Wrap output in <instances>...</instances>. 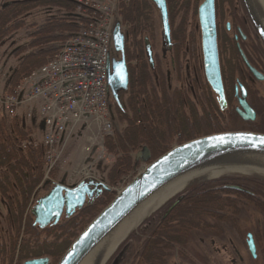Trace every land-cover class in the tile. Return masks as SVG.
Masks as SVG:
<instances>
[{"label":"trees","instance_id":"trees-1","mask_svg":"<svg viewBox=\"0 0 264 264\" xmlns=\"http://www.w3.org/2000/svg\"><path fill=\"white\" fill-rule=\"evenodd\" d=\"M172 1L167 0L168 8ZM6 2L5 7L3 5L0 7V43L19 30H25L28 36V42L14 51L15 56L22 57L10 75L8 93H11L31 72L54 58L68 37L79 32L99 15L92 8L78 4L76 0ZM177 2L180 4L179 8L183 10V21L178 25L177 34L174 32L173 37H179L183 46L188 43L190 46L189 49L180 47L175 54L177 58L194 59L197 36L195 23H191L189 26L191 28L187 29L186 20L188 12H191L194 21L198 0ZM224 3L232 7L233 0H215L214 5L218 40L224 35V31L218 28V20L223 16L221 6ZM117 4L118 20L127 27L130 36L140 37L137 39L140 47L142 36L153 38L155 14L149 0H117ZM35 8H55L57 13L46 17L41 23L26 24L22 16ZM173 17L171 11V20ZM239 24L243 28V23ZM140 51L139 56H142V50ZM234 53L238 55L236 51ZM138 71L139 68L132 73L130 79L131 95L126 101L128 112L115 106L117 118L125 122L123 132L115 137H106L107 149L117 155L108 174L110 182L129 173L136 165L131 155L143 145L148 148L150 157L155 159L170 149L172 142L180 144L192 139L193 136L226 130L264 132V118L255 124L242 122L233 113L225 120L220 115L221 119H218L213 115L212 97L209 116L204 113L205 115L198 119L187 97L178 91L171 96L162 91L159 96L148 73L140 77ZM222 76L226 80L223 74ZM30 134V129L20 125L18 119L0 118V199L9 211L8 219L10 217L14 219L16 237L21 232L23 236H28L27 240L21 242L18 260L28 257L29 254L34 257L49 254L56 258L99 212V208L112 199V194L110 191H103L95 201L85 205L63 225L53 226L46 231L47 236L52 235L55 238L52 243L46 242L45 239L40 242L41 234L31 227V220L27 218L23 222L27 202L40 185L44 174L42 165L44 149L39 144H33ZM222 184H237L249 192L216 188ZM263 190V182L245 175L219 178L187 188L180 195L166 222L156 225L153 216L145 223L146 228L142 226L141 230L148 231V236L142 242L137 264H157L162 259L164 247L180 243L182 236L180 233L189 229L207 228L208 226L203 223L204 219L217 218L219 216L217 212L236 213L239 205H250L264 213ZM223 194H235L237 199L223 197ZM31 241L33 250L24 251L23 248ZM15 246L16 241L11 243L12 253ZM47 247H55L57 250L50 251L51 249L47 250Z\"/></svg>","mask_w":264,"mask_h":264},{"label":"rangeland","instance_id":"rangeland-1","mask_svg":"<svg viewBox=\"0 0 264 264\" xmlns=\"http://www.w3.org/2000/svg\"><path fill=\"white\" fill-rule=\"evenodd\" d=\"M6 1L7 0H0V7L6 3ZM114 1V19L119 21L117 16V0ZM202 1L203 0H198L197 7ZM232 7L225 3L221 6L223 16L220 20H218V28L221 31H224V33L226 31L227 36L232 37L236 34L235 26L240 25L239 23L242 22L243 25H245V31H243V33L247 37L244 45L251 56H253L252 51L249 48L250 44H256L260 50H262L264 46L248 19L241 0H233ZM56 13L57 11L55 8H35L25 13L22 16V19L26 24L41 23L46 17L55 15ZM176 13L177 15L173 20V27L178 26V23L183 16V11L181 10L178 12L176 11ZM154 14L156 39L152 45L154 52L159 55L160 58V23L158 14L156 12ZM191 21V12H188L186 20L187 29L191 28H189L191 23H195V32L196 35L199 36L197 16H195L194 21ZM121 26L122 28L125 27H123V24ZM227 26L229 27L228 29ZM27 42V32L25 30H19L6 37L0 43V118H5L6 120L18 119L20 125L30 129V139L33 141V144H39L44 149L42 165L43 170L46 171L48 170L49 165L46 162L48 148L42 144V131H39L34 127L30 128V123L26 121L30 118V116H28V110L31 109V107H34V105L20 103L16 114L12 116L7 112L4 104V99L6 95L9 94L7 91V86L10 75L22 57V55L15 56L14 51L20 46L25 45ZM170 55L171 53L168 52L166 54V59L162 60L161 64L165 71L170 72L171 87L174 85L180 86L182 85V82L187 84V82L190 81L189 78L193 73L191 62L187 66V59L182 61V66L185 68L182 72V81L179 84V81L175 79V75L170 68ZM255 60L257 61L258 65H261L258 56ZM250 85L257 91L261 103L264 104V79L260 81L254 80ZM124 97L125 95L120 98L122 105ZM109 107L110 113L108 118L113 123V128L110 134L103 129V120L100 118H88L81 121V123L79 122L76 124L71 130H68L62 136L60 142L54 148L58 152L59 156L55 164L51 165L52 169L55 168L52 171L54 174L52 179L61 181L64 183V185L71 186L75 185L79 180L91 178L93 180L102 182L111 188L109 191L113 198L115 194L136 175V173L144 168V166L149 161L154 160L153 157H150L148 162H144L141 159L136 161V151H134L131 156L132 159L135 160L136 165L125 176L120 177L114 182H110L108 179V174L111 166L115 163L117 155L107 149L105 141L106 137H115L117 134H121L123 132L125 122L117 118L112 100L109 102ZM171 145H176V141L172 142ZM235 175L249 176L264 183V174H260L258 172L244 173L235 171L220 175L216 178L219 179ZM216 178H195L189 181L184 188L168 198L150 214L145 216L140 223H138L130 232H128V234L120 241L117 247L111 252L104 264H111L112 261L119 256V254H121V256L119 257L118 264H135V262L138 260V254L141 249L142 242L148 236V231L144 232L141 230L142 226H144L145 223H147V221L153 216H156L162 212L170 202H172L178 195L182 194L190 185L207 183ZM42 193L43 191H39L38 196H41ZM102 208L99 209L101 210ZM4 212L5 208L2 204H0V228H4L5 225V222H3L2 219ZM204 220L205 221L203 223L208 225V227L203 230L189 229L181 236L180 244L174 245L172 246V249L164 251L160 264H231V259L237 257L234 256V252H232V249H230V240L237 244L239 254L243 258L242 262H238L237 259H235L236 264H264V213L250 205H239L237 212L225 222H218L217 218L209 217L205 218ZM247 233H251L254 238L256 247L255 257L250 255L246 247L245 239Z\"/></svg>","mask_w":264,"mask_h":264},{"label":"water","instance_id":"water-1","mask_svg":"<svg viewBox=\"0 0 264 264\" xmlns=\"http://www.w3.org/2000/svg\"><path fill=\"white\" fill-rule=\"evenodd\" d=\"M150 1L159 11L163 34L168 40L169 25L165 0ZM241 2L264 46V22L255 1L241 0ZM6 5L7 2L3 4V7ZM197 20L203 74L219 101L224 102L217 50L214 0H203L198 5ZM111 40L113 50L121 52V59L107 61L106 83L114 103L121 107L118 91L126 88L127 71L123 57L124 35L119 21L113 25ZM147 50L150 57L148 47ZM241 56L256 79H262V76L248 65L242 53ZM239 103L252 120L254 113L245 100L240 99ZM262 139H264V133L248 130L210 133L177 144L152 161H149L150 154L147 148L143 147L136 153L135 160L141 159L144 162H149L88 222L68 245L56 264H87L88 262L104 264L117 247L118 244L108 254L116 236L129 219L156 195L191 174L231 166L264 171V143H261ZM92 185L94 188L91 189L89 186ZM105 190L109 191L110 188L93 179L82 180L72 187L54 184L50 191L41 197L34 206L35 222L43 227L53 218L56 221L63 207L68 214L76 208H81L86 199L89 200L94 192L96 196ZM249 247L251 253L254 254L251 240ZM46 262L47 258H41L25 261L23 264H45Z\"/></svg>","mask_w":264,"mask_h":264},{"label":"flooded vegetation","instance_id":"flooded-vegetation-1","mask_svg":"<svg viewBox=\"0 0 264 264\" xmlns=\"http://www.w3.org/2000/svg\"><path fill=\"white\" fill-rule=\"evenodd\" d=\"M177 1L178 0H173L168 8L167 0H165L166 10H167V20H168V25H169V39L168 40L165 38L163 34V28H162L159 11L156 8V6L150 1V3L152 4L154 8V13L156 12L158 14V19L160 23V41H161L160 58H159V55H157L154 52L153 45H152L156 39V27H155V31L153 34V38L149 39V37L146 35L141 37V47H140V44L137 42V39H139L140 37L134 38L130 36L127 30V27L123 25V27L124 26L125 27L122 28L121 26V31L124 35L123 57L125 61L126 71H127V84L124 90L118 91L120 98H122L125 95L124 100H123L124 107L122 103H121L122 105L121 107L117 106L114 103V107L116 106L120 108L121 110L127 111L126 101L129 99L131 95L130 93L131 75L136 69L139 68L138 75L140 77H144V73H148V76L150 77V79L153 80L154 89L156 90V93H158L159 96H161L162 91H164L165 94L169 96L173 95L175 91L176 92L178 91L182 95L187 97L190 104H192V106L194 107V112L198 119L202 118L203 115L205 114L209 116L210 107H211L210 97H212L213 102H214L213 115H215L218 119L224 118L225 120L229 115L233 113L242 122L252 123V124L259 123V121L262 120V118H264V104L261 103L260 98L257 94V91L250 85L251 82L257 79L248 69V66L245 64L241 56V53L245 57L248 65L262 76V79L260 80H263L264 79V47L262 50H260L256 44H250L249 48L251 49L252 54H253V56H251L246 46L244 45V43L247 40L246 35L243 33V31H245V27H244L245 25H243V28H241L240 25H237V26L234 25L236 34L233 35L232 37L227 36L226 31L224 35L220 37L219 40L217 39V35H216L219 69H220V76H221V82H222V87H223V98H224V102H220L219 99L217 98V95L212 91L211 87L206 82L204 74H203L202 54H201V47H200V32H199V36H196V41H195L196 51L194 53V59L187 58V61H186L187 66L191 62L193 73L191 75V72H190L191 77L189 78L190 81L187 82V84L185 82L181 83L182 81L181 78L183 77L182 72H183V69L185 68L182 66V61L185 60L186 58H177L175 52L180 47H186L187 49H189L190 44L188 43V45L185 44L183 46L182 44H180L179 37H173L174 32H176L177 34V28H178V26L173 27V20L175 16L177 15L176 11L177 12L179 10L183 11L182 9H179L180 4ZM214 5H215V0H214ZM171 11L174 14V17L172 18V20L170 18ZM214 11H215V6H214ZM196 16H197V10H196ZM182 21H183V18H181L178 25ZM215 21H216V18H215ZM120 25H122L121 22H120ZM228 28L229 27L227 26V29ZM147 47L150 51V57L148 56ZM140 50H142V56H139L141 52ZM182 51L186 52L185 50H182ZM234 51H236L238 55H235ZM168 52L171 53V55L169 56V63H170L171 71L174 73L175 79L179 81V84L180 83L182 84L180 86L174 85L173 87H171L170 72L165 71L162 67L161 61L166 59V54ZM257 56L261 62V65H258L257 61L255 60ZM112 59L113 60L121 59V52H115L113 50V47H111V50L108 55V60L111 61ZM145 66L146 68L144 69L143 67ZM222 74L224 75V78H226V80L223 79ZM231 76H233V78ZM161 84H162V87H161ZM240 99H244L247 105L249 106V108L253 111L254 116L252 120L249 118L248 113L244 109H242L239 103ZM219 115L221 116V118ZM248 131H252V130H248ZM203 135H206V134H203ZM203 135L193 136L192 138L200 137ZM143 147H146V146L143 145L140 149L136 151V153L142 150ZM54 169L55 168L44 171L43 179L40 185L31 194L30 199L27 202V205L25 207L24 214H23V222L25 219L29 218L31 220V227L35 228L38 234H41L40 242L45 239L46 242L52 243V241L55 240V238L52 235L50 236L46 235V231L49 228L53 226L63 225L67 219L74 216L85 205L92 203L101 195L100 193L95 196L94 194L95 192H94L89 200L86 199V202L81 208H76L75 210H73L72 212H69L68 214H66V210L63 207L61 214L56 221L53 218L50 222H48L43 227L39 226V224L35 222V217L33 215V209H34V206L37 204V201L41 197L45 196L50 191V189L54 186V184L64 185V183H62L61 181H56L52 179V177L54 176L52 171ZM216 179H213V180H216ZM193 185H196V184H193ZM193 185H190L189 187ZM89 187L91 189L94 188L93 185ZM216 188L217 189H231L233 191H243L247 193L249 192L248 190L244 189L243 187L237 184H222V185L217 186ZM39 191H43L41 196H38ZM180 195H178L172 202H170L162 212H160L159 214L155 216L154 219H156L155 220L156 225H160L164 221L166 222V219L168 218L169 213L177 204L178 199L180 198ZM222 196L235 199V200L237 199V196L235 194H226V195L223 194ZM0 204H2L5 208L4 216L2 217L3 222H5V225H4V228L3 227L0 228V264H23L25 261L33 260V259H41V258H47V262L45 264H56V262L58 261L62 253L65 251V249H63V251L56 258L52 257L49 254L41 255L37 257H34L33 255L29 254L28 257L18 260V254H19V251L21 250L20 249L21 242L22 240H27L28 236L26 235L23 236L21 232L18 235V237H16V227H15L14 219H11V217L8 219L9 211L5 207L1 199H0ZM217 213L219 214V216L217 217L218 222H225L228 218H231V216L235 214V213H227V212H217ZM173 223L174 222H172V224ZM143 227L146 228L145 225ZM186 232L180 233V236L185 234ZM250 240L252 241V245L254 248V254H252L250 251V247H249ZM14 241H16V246H15L14 252L12 253L11 243ZM180 243H181V239H180ZM28 244L29 245H26V247L23 248L24 251L26 249L27 251L28 249L33 250V241H31ZM245 244H246V247L250 255L252 257H255L256 247H255L254 238L251 233L246 234ZM174 245H177V244L172 243L170 246L164 247V251L172 249V246ZM229 246H230V249H232V252H234V256L237 257V258L231 259V264H236L235 259H237L238 262H242L243 258L239 254L237 244L235 242H232V240H230ZM49 248L51 249L50 251L57 250L55 249V247H52V248L47 247L46 249L48 250ZM120 256L121 254H119V256L115 258L111 264H118ZM137 263H138V260L135 262V264ZM160 263L161 262H159V264Z\"/></svg>","mask_w":264,"mask_h":264},{"label":"built area","instance_id":"built-area-1","mask_svg":"<svg viewBox=\"0 0 264 264\" xmlns=\"http://www.w3.org/2000/svg\"><path fill=\"white\" fill-rule=\"evenodd\" d=\"M76 1L92 8L98 17L68 37L54 58L31 72L4 100L12 116L20 103L37 106L42 143L49 149L46 155L48 170L59 156L55 146L79 122L100 118L104 121L103 129L109 134L113 128L108 118L110 97L106 63L111 50L115 1Z\"/></svg>","mask_w":264,"mask_h":264},{"label":"bare ground","instance_id":"bare-ground-1","mask_svg":"<svg viewBox=\"0 0 264 264\" xmlns=\"http://www.w3.org/2000/svg\"><path fill=\"white\" fill-rule=\"evenodd\" d=\"M257 10L260 14L261 19L264 22V0H254ZM108 90V89H107ZM110 100L113 101L112 97L110 96V93L108 92ZM114 103V101H113ZM244 172V173H254L258 172L260 174H264V171H258L249 168V167H238V166H231V167H220L216 168L210 171L202 172V173H194L191 174L178 182L172 184L167 189H165L163 192L156 195L154 198H152L149 202L145 203L141 209H139L130 219L129 221L124 225V227L121 229V231L118 233V235L115 238V242L111 249L109 250L108 254L111 252V250L120 243V241L130 232L138 223L141 222V220L150 214L152 211H154L156 208H158L163 202H165L168 198L173 196L175 193L180 191L182 188H184L189 181L195 178H202V179H211L216 178L220 175L227 174L230 172ZM111 189V188H110ZM107 254V255H108ZM106 255V256H107ZM105 256V257H106ZM87 264H90L88 262Z\"/></svg>","mask_w":264,"mask_h":264},{"label":"crops","instance_id":"crops-1","mask_svg":"<svg viewBox=\"0 0 264 264\" xmlns=\"http://www.w3.org/2000/svg\"><path fill=\"white\" fill-rule=\"evenodd\" d=\"M31 105H34V107H31V109L28 110V112L31 115H30L29 120H26V121H28L30 123V125H29L30 128L34 127V128H37V130L42 131V126H41V123H40L39 118H38L37 107L35 106V104H31Z\"/></svg>","mask_w":264,"mask_h":264},{"label":"snow or ice","instance_id":"snow-or-ice-1","mask_svg":"<svg viewBox=\"0 0 264 264\" xmlns=\"http://www.w3.org/2000/svg\"><path fill=\"white\" fill-rule=\"evenodd\" d=\"M219 139H223V138H219ZM261 143H264V139L261 140Z\"/></svg>","mask_w":264,"mask_h":264}]
</instances>
